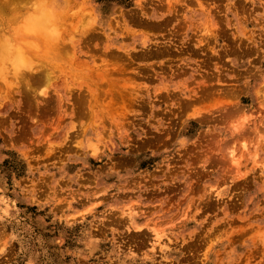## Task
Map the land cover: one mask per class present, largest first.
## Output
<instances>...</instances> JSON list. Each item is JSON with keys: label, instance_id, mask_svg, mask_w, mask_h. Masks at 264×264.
I'll return each mask as SVG.
<instances>
[{"label": "rangeland", "instance_id": "374dc122", "mask_svg": "<svg viewBox=\"0 0 264 264\" xmlns=\"http://www.w3.org/2000/svg\"><path fill=\"white\" fill-rule=\"evenodd\" d=\"M0 61V264H264V0H0Z\"/></svg>", "mask_w": 264, "mask_h": 264}, {"label": "bare ground", "instance_id": "6f19581e", "mask_svg": "<svg viewBox=\"0 0 264 264\" xmlns=\"http://www.w3.org/2000/svg\"><path fill=\"white\" fill-rule=\"evenodd\" d=\"M43 10L46 11V9H43ZM46 15L44 14L42 16L37 17L35 19V21L33 22L34 26H33L32 29H36V31L39 34L41 33V31H46V29L48 28V24H50V22H49L50 20L48 19V17ZM23 39H25V38H23ZM5 47L8 48L7 53L11 55L10 56L11 60L14 62L15 66H18L19 63H23L24 62L22 44L21 45H19V43L16 44V45L11 44L10 47H9V45H7Z\"/></svg>", "mask_w": 264, "mask_h": 264}]
</instances>
